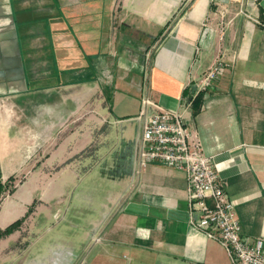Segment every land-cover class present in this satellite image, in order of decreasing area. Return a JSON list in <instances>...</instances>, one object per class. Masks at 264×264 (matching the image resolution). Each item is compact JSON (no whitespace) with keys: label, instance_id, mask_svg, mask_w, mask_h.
<instances>
[{"label":"crops","instance_id":"0c3cea01","mask_svg":"<svg viewBox=\"0 0 264 264\" xmlns=\"http://www.w3.org/2000/svg\"><path fill=\"white\" fill-rule=\"evenodd\" d=\"M14 1L20 28L9 0H0V181L22 183L0 206V229L25 217L36 198L95 192L82 246L73 235L41 244L37 237L26 257L43 264H232L189 208L187 173L141 164L140 116L156 112L145 99L184 113L225 182L242 234L264 237V0H120L118 10L117 0H64L65 19L81 18L77 28H68L51 0H38L54 17L47 22L35 18L33 0ZM219 54L231 66L199 93L196 110L194 86ZM72 68L93 77L55 84ZM88 100L92 115L84 121ZM73 112L77 120L67 121ZM92 144L95 153L85 155ZM9 237L14 233L2 239ZM58 250L62 257L51 259Z\"/></svg>","mask_w":264,"mask_h":264},{"label":"built area","instance_id":"2783aa9c","mask_svg":"<svg viewBox=\"0 0 264 264\" xmlns=\"http://www.w3.org/2000/svg\"><path fill=\"white\" fill-rule=\"evenodd\" d=\"M229 66L225 55H217L198 78L195 95L207 91ZM144 104L153 105L156 112L147 115L144 109L140 116L144 117L141 164L155 161L184 170L190 210L200 212L199 225L226 248L232 264H264V237L242 234L235 204L228 197L213 157L205 153L198 131L187 125L184 113L167 110L149 99Z\"/></svg>","mask_w":264,"mask_h":264},{"label":"rangeland","instance_id":"374dc122","mask_svg":"<svg viewBox=\"0 0 264 264\" xmlns=\"http://www.w3.org/2000/svg\"><path fill=\"white\" fill-rule=\"evenodd\" d=\"M35 5H37V14H35V18L39 20H47L53 19L50 18L51 13L49 16H45L46 13L42 12L41 5H39L38 0H33ZM86 1H94L95 0H86ZM75 2V1H73ZM9 4L11 8H14L15 1L9 0ZM51 4L53 9L56 13L61 12L62 20L66 21L68 28H77V24L80 23L81 18L77 20L75 17L66 18L65 15L62 13V4H64V0H51ZM120 5V0L116 1V8ZM85 7V5H84ZM15 15V19L17 18L16 12L13 10ZM30 10H33V5L30 6ZM58 10V11H57ZM32 14V11H31ZM34 16V15H33ZM94 18L89 17L87 20L89 23L92 22ZM85 20V17H84ZM17 28H20L19 23L16 19ZM90 74L85 73L83 76H77L74 68L70 70H66L65 73L61 72L59 76L56 78L55 84L59 83L62 84L64 82H72V81H81L82 79L87 80L92 78ZM54 84V83H53ZM58 84V85H59ZM95 102V98L93 99ZM92 102L88 100L84 105V113L82 114V118L84 121L90 120L91 113L87 112L88 106H90ZM75 112L69 114L66 118L67 121L77 120ZM91 120H93L91 118ZM95 120V118H94ZM95 153V144L89 145L85 148L84 154L85 155H92ZM22 182L15 183L19 185ZM15 184H13L15 186ZM85 185L89 187H95V180L89 181L86 180ZM91 188V189H92ZM52 195L54 197L51 199ZM13 197V194L9 192H4L0 195V206L1 204ZM50 199L47 200L44 198L43 200H36L29 206L28 212L26 214L18 230L14 232V237H9L8 239L2 237L0 238V264H43L44 259L42 257H26L25 254L30 255L31 252L27 251L28 248H36L33 246L34 240L39 237V244L43 241H46L48 238H52L51 236H60V234H67L73 235V243L78 245L79 239L82 241L81 246L86 241L84 240L83 236L85 235L86 229H88L87 218L95 217V192L92 193L91 190L80 191L77 189L76 191L73 190L71 192H64L62 194L51 193L49 194ZM79 202H78V201ZM32 207V210L30 208ZM93 214V216H92ZM35 217V218H34ZM93 243H95V239H93ZM40 247V246H39ZM82 249L80 248V251ZM64 251L58 250L57 253L51 257V259H60L62 257V253ZM41 260L40 262H38Z\"/></svg>","mask_w":264,"mask_h":264},{"label":"trees","instance_id":"16d2710c","mask_svg":"<svg viewBox=\"0 0 264 264\" xmlns=\"http://www.w3.org/2000/svg\"><path fill=\"white\" fill-rule=\"evenodd\" d=\"M202 101V94H199L196 99L194 100V106L196 108V110L199 109L200 104ZM14 178H9L8 181L3 184L0 181V194L3 193L4 191L8 190V192L10 194H12L15 191V186L11 183H9V181H12ZM32 210V207L30 208L29 211ZM24 218H20L18 220H16L15 222L11 223L10 225H8L7 227H5L4 229H0V238L8 236L12 233H14L16 230L19 229V227L21 226L22 222H23Z\"/></svg>","mask_w":264,"mask_h":264},{"label":"water","instance_id":"95a60500","mask_svg":"<svg viewBox=\"0 0 264 264\" xmlns=\"http://www.w3.org/2000/svg\"><path fill=\"white\" fill-rule=\"evenodd\" d=\"M221 2H223V3H228L229 2V0H220ZM195 88H196V86H194Z\"/></svg>","mask_w":264,"mask_h":264}]
</instances>
